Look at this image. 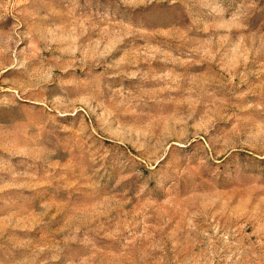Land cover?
I'll return each mask as SVG.
<instances>
[{
	"label": "rangeland",
	"instance_id": "rangeland-1",
	"mask_svg": "<svg viewBox=\"0 0 264 264\" xmlns=\"http://www.w3.org/2000/svg\"><path fill=\"white\" fill-rule=\"evenodd\" d=\"M0 264H264V0H0Z\"/></svg>",
	"mask_w": 264,
	"mask_h": 264
}]
</instances>
